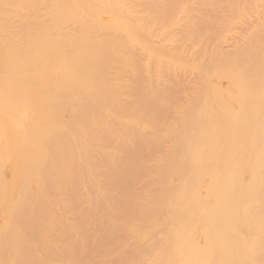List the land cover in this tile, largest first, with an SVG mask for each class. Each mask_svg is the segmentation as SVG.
Returning a JSON list of instances; mask_svg holds the SVG:
<instances>
[{"label": "bare ground", "instance_id": "bare-ground-1", "mask_svg": "<svg viewBox=\"0 0 264 264\" xmlns=\"http://www.w3.org/2000/svg\"><path fill=\"white\" fill-rule=\"evenodd\" d=\"M262 113L264 0H0V146L41 151L0 264L111 256L168 196L232 207L238 128Z\"/></svg>", "mask_w": 264, "mask_h": 264}, {"label": "rangeland", "instance_id": "rangeland-1", "mask_svg": "<svg viewBox=\"0 0 264 264\" xmlns=\"http://www.w3.org/2000/svg\"><path fill=\"white\" fill-rule=\"evenodd\" d=\"M241 120L236 135H241L243 142L241 145L239 136L237 154L240 163L245 164L238 167L247 171L241 174L238 168L241 175L234 182L237 187L232 184L238 189L233 192L236 195L232 194L236 202L231 199L233 196L225 199L223 194L219 198V202L230 199L232 207L229 202L223 205L231 208L222 207L224 212L221 208L188 209L182 198L186 195L165 197L163 205L154 212L143 218L133 215L118 223L115 231L121 239L114 245V252L105 258L97 256L91 264H264V113ZM38 152L41 154H22L17 148L0 146L1 214L9 209L15 193L23 198L30 193L28 186L38 173ZM22 207L18 205L20 211L24 210Z\"/></svg>", "mask_w": 264, "mask_h": 264}]
</instances>
